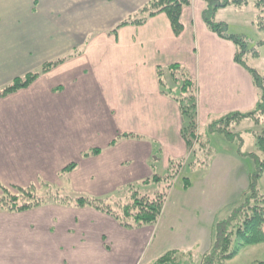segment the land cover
I'll list each match as a JSON object with an SVG mask.
<instances>
[{
	"label": "crops",
	"instance_id": "obj_1",
	"mask_svg": "<svg viewBox=\"0 0 264 264\" xmlns=\"http://www.w3.org/2000/svg\"><path fill=\"white\" fill-rule=\"evenodd\" d=\"M149 1L0 0V86L68 57L27 88L0 98V184L60 185L66 178L81 193L104 199L117 187L152 182L158 164L164 171L190 164L194 171L192 147L181 137L185 119L161 92L159 67L178 64L195 80L198 128L255 109L258 90L234 61V44L203 22V0L183 8L178 36L164 13L115 29ZM124 134L135 138L111 144ZM92 149L100 152L83 157ZM72 163L75 168L63 173ZM201 178L198 185L210 183L206 174ZM191 187L192 181L185 191ZM153 227L136 230L134 239L152 235ZM129 233L89 208L0 213V264H79L92 249L109 254L100 264H119L112 253L121 235L131 241ZM199 239L192 232L182 241L196 246Z\"/></svg>",
	"mask_w": 264,
	"mask_h": 264
},
{
	"label": "trees",
	"instance_id": "obj_2",
	"mask_svg": "<svg viewBox=\"0 0 264 264\" xmlns=\"http://www.w3.org/2000/svg\"><path fill=\"white\" fill-rule=\"evenodd\" d=\"M111 1V0H103ZM205 3L202 12V19L207 28L224 40L231 41L235 46L234 61L244 68L251 76L255 87L259 93V101L254 110L247 113L233 112L222 116L219 120L213 122L209 126L212 133H224L227 135L226 128L229 124H238L244 119H251L255 123H259L256 114L264 112V87L261 84L260 75L255 73L245 62V58L249 54L254 57L260 56V47L264 46L263 41H257L256 44L248 42L242 36L230 34L227 32V24L216 20L217 12L230 5L241 6L248 4V0H203ZM191 0H151L129 18L121 21L115 29L128 25H142L149 18L164 13L169 19L173 33L178 36L182 30L181 13L184 7L189 6ZM254 5L261 9L264 13V0H255ZM259 30H264V24H257ZM261 25V26H260ZM249 44L251 46H249ZM68 57H60L43 63L38 70L26 73L21 77H17L9 84L0 86V98H4L20 89L27 88L40 75L50 71L57 65L65 62ZM259 75V76H258ZM166 76L169 77L173 89L167 82ZM157 80L163 95L176 102L181 115L185 119V127L181 131V137L189 148L192 147V154L197 153L203 145L201 135L197 125L196 113V83L191 78L189 72L183 66L173 64L166 69L157 68ZM231 134V133H230ZM134 137L130 134L119 135L111 144L120 138ZM229 139H234L229 136ZM236 139V138H235ZM255 149L264 155V127L261 132L255 133L254 136ZM100 149H92L83 154V157L96 155ZM255 159V158H254ZM192 166L195 163H191ZM206 163L204 166L206 167ZM255 168L249 175L248 186L242 191V200L238 207L224 220L215 222L212 227V242L210 248L204 253L197 254L194 251H184L172 249L154 260L151 264H182L181 258L184 254L192 264L191 258L196 255L198 260L193 264H225L234 260L241 251L264 244V192L259 186V180L264 174V160L255 159ZM75 164L72 163L62 170L63 173L72 171ZM179 169L174 166L169 175L160 177L154 175L151 179L160 184L165 181V185L173 177ZM171 182L166 186L167 190L171 188ZM189 178H183V189L190 187ZM14 193L6 186L0 184V211L24 212L45 206L44 202L35 197V186L27 188L11 187ZM166 190V191H167ZM164 190L157 191L153 196L146 194L134 193L131 197H127L120 202L122 205L121 214L117 213V209H113L111 205H103L101 199L80 196L72 201L66 200H50L53 205L68 204L73 207H89L98 210L113 218L121 227L125 229H139L142 227H153L162 215L163 208L167 199V193ZM16 192V193H15ZM61 199L60 197H57ZM65 204V205H66ZM121 215V216H120ZM257 261V260H256ZM256 264H264L263 260H258Z\"/></svg>",
	"mask_w": 264,
	"mask_h": 264
},
{
	"label": "rangeland",
	"instance_id": "obj_3",
	"mask_svg": "<svg viewBox=\"0 0 264 264\" xmlns=\"http://www.w3.org/2000/svg\"><path fill=\"white\" fill-rule=\"evenodd\" d=\"M254 2L255 0H248V4L245 5L227 6L220 10L218 17L217 15L216 17L225 20L228 33L240 35L248 42L256 44L259 40H263L264 42V30H259L256 25V23L264 24V13L254 5ZM251 45L249 44V46ZM259 51L260 56L258 58L249 54L245 58V62L255 73L260 75V78H262L261 84L264 87V46L260 47ZM256 116L258 117V124L251 119L242 120L238 124H229L226 128L227 135L224 133L208 132L210 124L215 121H211L208 125L200 126L199 132L203 145L190 158V162L195 163L192 166L195 170L193 171L191 167L189 168L190 164L187 165L183 170H178L172 181L169 180L166 185L165 181L158 184L150 179L152 182H144L146 184L138 182L129 186L117 187L115 191L109 193L110 195L101 199L87 193H81L79 186H69V184L65 183L66 178H64L60 185H37L35 187V197H38L37 199L40 201H47L44 202L45 206L53 205L48 202L57 199L60 201L66 200L68 203V201H72L76 197H92L96 200H103V205L109 204L113 209L118 208L117 213L121 214L123 206L118 205L125 198L131 197L134 193L153 196L159 190L166 191V186L171 182V188L166 191L167 199L162 215L154 225L151 232L152 235L142 237L140 238L141 240L138 239L136 241L134 239L136 230L145 227L125 229L115 221L121 228L132 233H129L131 241L126 237L122 238V235L120 239H117L118 249L112 253L114 262L116 259H119V264H151L154 260L172 249L194 251L197 254L204 253L211 245V225L214 220L219 222L226 219L240 205L242 191L247 188L249 175L256 167L255 159L264 160V155L256 150L254 146L255 133L261 132L262 127H264V112L256 114ZM232 135L236 139L228 138L229 136L232 138ZM206 163L208 165L205 167ZM175 166L178 169V166ZM155 167L154 172L160 177L171 173V170L164 171L162 164L155 165ZM69 172H66V174ZM204 174H206L207 178H210V183L205 181L202 185H198L197 182L202 179L201 177ZM183 178H189L192 181V187L188 191L182 188ZM259 186L264 192V174L259 180ZM7 188L14 193L11 187ZM65 204H57V206L81 208ZM89 209L99 212L93 208ZM0 213L15 214L20 212L9 213L0 211ZM104 227L106 226L104 225ZM192 232L200 234L199 243L196 246L183 244V235ZM92 250L88 253L89 258L87 259H85L87 253H82L78 261L79 264H100V260L106 263L109 259L106 256L109 254L105 253L103 256V253L95 252L94 249ZM92 255L97 256L98 262L92 258ZM186 255L184 254L181 258L182 264L189 263L190 261ZM263 259L264 244L241 251L234 260L225 264H256L258 260ZM193 260H198L196 255H193V259L191 258L192 264Z\"/></svg>",
	"mask_w": 264,
	"mask_h": 264
}]
</instances>
